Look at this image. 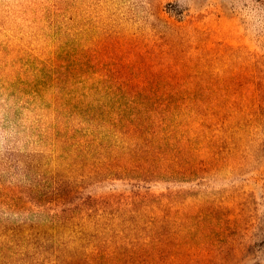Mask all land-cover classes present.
<instances>
[{
  "label": "rangeland",
  "instance_id": "obj_1",
  "mask_svg": "<svg viewBox=\"0 0 264 264\" xmlns=\"http://www.w3.org/2000/svg\"><path fill=\"white\" fill-rule=\"evenodd\" d=\"M262 65L264 0H0V192L49 195L59 164L85 196L165 220L153 264H264ZM184 86L201 97L175 98L184 114L140 138L74 92L163 104ZM0 202L4 217L39 212Z\"/></svg>",
  "mask_w": 264,
  "mask_h": 264
},
{
  "label": "trees",
  "instance_id": "obj_2",
  "mask_svg": "<svg viewBox=\"0 0 264 264\" xmlns=\"http://www.w3.org/2000/svg\"><path fill=\"white\" fill-rule=\"evenodd\" d=\"M262 68L252 77L257 82L252 95L257 94L264 106V65ZM202 91L180 87L171 92L173 100L159 104L140 102L137 98L142 95L126 88L74 90L78 96L83 93L80 100L89 103L85 106L96 120L121 133L129 131L133 138L143 137L153 128L154 116L163 115L165 123L171 114L182 110L183 115V105L188 103L175 98L187 95L199 99ZM190 105V110L198 111L202 106L199 100ZM54 167L49 195L22 200L15 192L13 197L0 192V201L10 200V205L20 207L24 204L22 208L27 210L39 208L31 217L0 215V264H153L157 243L165 244L168 239L164 236L165 220L157 218L149 204L138 209L110 196H85L74 182L60 176L59 164Z\"/></svg>",
  "mask_w": 264,
  "mask_h": 264
}]
</instances>
